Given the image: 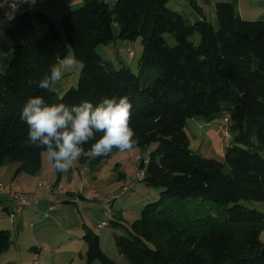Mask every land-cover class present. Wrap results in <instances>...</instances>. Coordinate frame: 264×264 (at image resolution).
Returning a JSON list of instances; mask_svg holds the SVG:
<instances>
[{"label": "trees", "instance_id": "16d2710c", "mask_svg": "<svg viewBox=\"0 0 264 264\" xmlns=\"http://www.w3.org/2000/svg\"><path fill=\"white\" fill-rule=\"evenodd\" d=\"M172 1L116 0L110 7L85 0L58 26L32 9L9 23L12 56L0 74V168L18 163L16 173L41 170L43 149L26 142L28 127L20 119L29 98L95 105L105 96H127L136 149L156 145L148 159L138 157L140 182L160 190L159 200L145 205L138 219L111 221L123 229L113 236L127 264H264V212L251 206L264 202V18H244L233 3L219 2L214 24L189 0L201 15L191 20L171 8ZM195 34L198 44L191 40ZM118 39L141 40L138 73L116 69L97 53ZM69 52L81 65L75 88L60 94L29 85ZM195 118L226 120L231 140L223 162L189 147L185 128ZM92 143L83 145L81 157L91 169L118 152L89 160ZM55 172L57 186L63 173ZM82 240L87 264H117L98 235L86 231ZM12 244L10 231L0 230V258Z\"/></svg>", "mask_w": 264, "mask_h": 264}, {"label": "rangeland", "instance_id": "374dc122", "mask_svg": "<svg viewBox=\"0 0 264 264\" xmlns=\"http://www.w3.org/2000/svg\"><path fill=\"white\" fill-rule=\"evenodd\" d=\"M183 5L185 8H181V6L174 2L169 4V6L176 11L182 12L181 10H183L186 16H192V20L197 17L196 13L189 6V3L187 5ZM80 7H76L71 11L77 10ZM205 8H207L205 10L206 18L216 24V20H214L215 17L213 15L214 10L210 7L208 8L207 5ZM32 10L46 12L48 9L45 3H38L32 6ZM48 12L51 20L58 26L63 11L60 15H57V11L52 12L49 10ZM0 20L6 22L5 20ZM6 23L8 24V22ZM112 29L113 33L118 35L119 28L113 26ZM9 38L11 37L9 36ZM191 40L195 44H198L199 36L195 34ZM142 49L143 46L140 39L132 42L118 39L109 46H100L97 48V53L104 60L111 62L116 69L121 67L129 68L134 74H136L138 73V60L142 55ZM129 50L133 52V59L130 62L126 60ZM68 55L73 56L71 52H69ZM80 67L81 65L77 62L76 67L66 73L63 80L56 84L53 87V90L63 94L66 90L75 88L79 79L81 70ZM153 74L154 72H150L149 75ZM185 130L189 139V147L192 150L201 154L203 157L220 162L224 161L225 151L229 147L231 140L230 133L228 131V124L225 119L217 118L212 122H205L200 118L189 119ZM155 148L156 145L152 144L149 146L148 152H141L139 149H135L132 152L113 153L109 159L104 160L101 165L97 166L96 180H91L92 169L88 162H82L81 157L84 155L82 153L74 165L81 166L80 168L83 170L85 177L77 178L69 189L79 192L81 195H86L90 199L96 198L95 203L90 206L88 203L82 202L81 198L78 197L81 202L80 204L64 203L61 204L60 210L55 213H49L48 209L50 204L46 207V209H38V205L41 204V201L45 200L42 199L44 197L42 195L44 194H40V196L35 197L32 196L38 201V203L34 205L32 209L25 210L26 218H24V225H21V220L19 221L21 215L24 213L23 211L19 215V219L17 218L14 225L10 224L8 226L9 229H4L11 230L13 234L16 233L17 240L16 245L9 250L8 254L3 256L2 261L4 263L2 264L7 263L9 260L13 262L12 264H33L35 256H38L40 264H87L85 259L81 260L79 257L80 252H82L83 256L86 252V243L80 239L81 234L86 231L100 237L101 248L111 260L117 262V264H124L119 258L121 254H119L117 248L115 247L113 236L114 234H122L123 229L121 227H113L111 225V221L118 220V222H122L124 224L127 221V223H131L140 217V213L145 205L159 200V189L147 187L143 182H140V180L136 178L139 174L140 164L139 159L136 157L139 156L141 158L148 159V153L155 150ZM135 155L136 157L133 159ZM88 156L90 159L94 157L91 153H88ZM116 162H120L122 165V171L127 173L128 180L124 183L129 188L128 192L122 193L121 186L116 181L115 173L113 172V169L115 170L114 165ZM44 165L46 164L44 163ZM50 165L53 164L51 163ZM51 169L54 168L51 166ZM73 170L74 166L72 167V171ZM48 171L47 173L46 171L44 172L46 176H49ZM67 176L68 173L65 172V178H67ZM53 177L54 180H56L57 176L55 170ZM41 179H43V177ZM109 183H111L112 186H109ZM41 184H44L45 186L42 189L39 188V191L46 193L50 186H48L45 181L39 183V185ZM53 187L55 191L58 189V185L55 186V184H53ZM11 192L22 194L21 192L6 190L4 195H8ZM133 194L135 196H133ZM109 195L116 198L113 202V206L112 203H105L106 200L113 199L110 197L107 198ZM10 203L12 205V209L14 210L16 200L12 199ZM171 203L172 201L169 200L166 202V204ZM254 205L259 210L264 212V202L251 204V206ZM113 211H116L119 214L124 213L126 216L114 217L115 215ZM18 221L20 224H17ZM101 221L108 222V226L103 229L99 228L98 224ZM69 229H74L75 233L68 234L67 230ZM19 232H23V234L20 236ZM18 236L21 240L18 239ZM260 239L264 242V230L261 232ZM20 242L22 244L17 245ZM35 247L40 251L39 254L34 252Z\"/></svg>", "mask_w": 264, "mask_h": 264}, {"label": "clouds", "instance_id": "9594fccd", "mask_svg": "<svg viewBox=\"0 0 264 264\" xmlns=\"http://www.w3.org/2000/svg\"><path fill=\"white\" fill-rule=\"evenodd\" d=\"M5 2L9 3V0ZM10 7L15 11L17 5L10 3ZM7 15L11 18L12 14ZM76 63L71 55L58 58L42 78L29 79L28 83L36 84L42 90H51L76 67ZM132 108L127 96H105L95 105L88 100L72 105L63 102L48 104L43 96H35L23 106L20 119L28 127L26 142L43 149L42 156H46L56 171L65 173L80 158L83 145L93 140L95 143L91 144L90 151L97 157L108 156L113 150L120 153L134 151L139 138L131 127ZM97 133H102L98 140Z\"/></svg>", "mask_w": 264, "mask_h": 264}, {"label": "crops", "instance_id": "0c3cea01", "mask_svg": "<svg viewBox=\"0 0 264 264\" xmlns=\"http://www.w3.org/2000/svg\"><path fill=\"white\" fill-rule=\"evenodd\" d=\"M84 1L85 0H44L41 3L46 4V7L48 10L45 13H47L48 15H49V12H48L49 10L52 12L57 11L58 12L57 15H60V13L63 11L62 12V15H63L67 11H70L72 9H75L76 7L82 6ZM99 1H104L110 7H113V5L116 2V0H99ZM187 1L188 0H174L172 2L177 3L179 6H181V8H185V6L183 4L187 5L189 3V1L188 2ZM219 2L233 3L236 7L237 12L240 14V16H242L244 18H247L250 20L264 18V0H196L197 5L202 12V16H205V10L207 9V8H205L206 5L208 6V8L210 7L211 9L214 10L215 4L219 3ZM57 6H58V8H57ZM193 11L196 13V15L198 17V18L197 17L196 18L199 19L201 17V15L199 16V13H197L195 10H193ZM213 15L215 17V13ZM191 17L192 16H190V19L192 20ZM214 17H213V19H214ZM196 18H194V19H196ZM115 26L117 27V25H115ZM8 27H9V23L7 24L6 22L0 20V54H2V55H0V74L5 70V68L7 67L9 61L11 60V56H12V39L9 38ZM127 63H129V62H127ZM147 152H148V150H147ZM85 156H87L88 159L90 160L88 153L85 154ZM135 157H136V155L133 157V159H135ZM138 157H136V158H138ZM49 162L50 161H48L46 156H42L41 170H40V172H38L35 175H29L25 172L16 173L17 169L20 167V165L18 163L5 164L4 166H2L0 168V184L3 185L6 190L21 192L23 195H26V196H31V197L34 196L35 197V196H40V194H44L42 196H44L45 198L43 197L42 199H45V200H42L41 204L38 205L39 206L38 209H40V210L46 209V207H48V205L50 203L56 202V201L61 202V204H64V203L70 204L71 202H68V201H70V200L72 201L73 197H81V201L88 203L90 206H92L95 203L96 198L90 199L86 195L85 196L81 195V194H79V192H75L74 190L69 189V187L74 184V182L77 178L85 177V174H84L83 170H81L80 165H74L73 171H72V168L69 169V171L67 172L68 173L67 178H65V173H63V176L60 180V183L58 184V187H60V189H56V191H55V189L53 187V184H55L54 182H56V180H54V177H53L54 169H51V166L53 168V165H50L51 163H49ZM83 162L86 163V160H84ZM44 163L46 165H44ZM115 164H118V168H115V170L113 169V172L115 173L116 181L121 186L124 182H127L128 176H127V173L122 171V169H121L122 165L120 164V162H116ZM97 169H98V167H95L94 169L91 170V178H92L91 180L97 179L96 178V170ZM45 171H46V173H47V171L49 172V176L45 175V173H44ZM118 173H121V175L119 176L120 180H118ZM42 177L45 180L41 179ZM42 181H45L48 184V186H50L47 189L46 193H42L41 191H39L40 190L39 189V183ZM109 186H112V184L109 183ZM133 196H135V195L133 194ZM109 197L113 198L111 195H109L107 198H109ZM12 199L13 198L9 194L8 195H6V194L0 195V230L9 229L8 226L10 224L14 225L17 221V218L19 219V217H20V216H18L14 223H12L9 219L8 214L13 211V209L11 207L12 205L10 203V201ZM114 200H116V198H113L111 200H106L105 203H109V204L112 203V206H113ZM33 207L34 206H31V207H28V208L23 210L24 213L21 215V217L19 219V221L21 220L20 221L21 225L22 224L24 225V218H26L25 210L32 209ZM60 209H61V206L58 210H60ZM57 211H55V212H57ZM113 212L115 215L114 217L126 216L124 213L119 214L116 211H113ZM6 216H7V218H6ZM19 221L17 224H20ZM101 222H106V221H101ZM106 223L108 224V222H106ZM8 231H10V233L12 235V241H13V244L9 248V250H10L13 246L16 245L17 234L16 233L13 234L11 230H8ZM67 233L73 234V233H75V230L69 229V230H67ZM21 234H23V232H19L20 236H21ZM83 235H84V233L81 234V236H80L81 240H82ZM18 239H20L19 236H18ZM99 239H100V237H99ZM21 244L22 243L20 242L17 245H21ZM9 250L1 256V258H0L1 264L4 263L2 261L3 256L8 254ZM34 252L36 254L40 253V251L36 247L34 249ZM79 257L81 260L84 259L82 252H80ZM119 258L124 264H127V262L125 261L123 256L120 255ZM12 263L13 262L11 260H9L5 264H12Z\"/></svg>", "mask_w": 264, "mask_h": 264}, {"label": "built area", "instance_id": "2783aa9c", "mask_svg": "<svg viewBox=\"0 0 264 264\" xmlns=\"http://www.w3.org/2000/svg\"><path fill=\"white\" fill-rule=\"evenodd\" d=\"M44 0H35L34 4H38L43 2ZM10 3H16L17 8L15 11H13V9L10 7ZM32 3V0H28V2H23V0H9V3H6L5 0H0V5H3L2 7H0V19L5 20L8 23L13 22L15 19H17L19 16L27 13L28 11H30L32 9V6L34 5ZM7 13H11V18H9V16L7 15ZM133 59V52L131 50L128 51L127 54V60L130 62ZM138 159V158H137ZM143 171L139 170V174L136 176V178L138 180H141L143 178ZM44 184L39 185V188L42 189L44 188ZM58 189H60V187H58ZM121 191L122 193L128 192L129 188L127 187V185L123 184L121 185ZM6 193V189L4 188L3 185L0 184V195ZM9 195L16 200V206L15 209L10 212L9 215V219L12 223L15 222L16 218L20 215V213L31 206H34L38 203V201L31 196H26L23 194H19V193H14L11 192L9 193ZM72 202L74 204H79L80 200L78 197H73L72 198ZM61 206V202H52L49 205V213H54L55 211H57ZM99 228H104L106 226H108V224L106 222H101L99 225ZM33 264H39V259L38 256H35V259L33 261Z\"/></svg>", "mask_w": 264, "mask_h": 264}]
</instances>
